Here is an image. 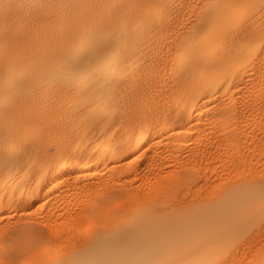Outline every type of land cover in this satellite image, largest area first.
I'll return each mask as SVG.
<instances>
[{
	"label": "bare ground",
	"instance_id": "obj_1",
	"mask_svg": "<svg viewBox=\"0 0 264 264\" xmlns=\"http://www.w3.org/2000/svg\"><path fill=\"white\" fill-rule=\"evenodd\" d=\"M263 91L264 0H0V212L50 196L53 211L74 196L95 207L66 170L105 166L160 125L213 143ZM263 199L264 182L233 183L123 232L94 226L55 264H194Z\"/></svg>",
	"mask_w": 264,
	"mask_h": 264
},
{
	"label": "rangeland",
	"instance_id": "obj_2",
	"mask_svg": "<svg viewBox=\"0 0 264 264\" xmlns=\"http://www.w3.org/2000/svg\"><path fill=\"white\" fill-rule=\"evenodd\" d=\"M242 94V89L234 93ZM217 109L216 103L207 106L210 112ZM247 111L241 123L229 119L217 125L222 132L213 143L200 138V130L190 123L159 131L162 126L152 122L147 128L160 125L154 133L143 136L145 141L141 137L135 149L118 145L105 166L66 170L77 184L88 185L86 193L97 201L95 207L84 205L83 196L67 199L56 211L52 196L36 200L25 211L7 213L10 209L4 207L0 264H55L66 248L73 249L77 236H85L94 226L104 225L112 235L116 228L123 232L129 218L139 212L154 216L163 209L180 211L212 200L233 183L264 182V101ZM245 131L247 135L242 134ZM80 212L89 224L75 218ZM163 214L152 221H169L170 215ZM194 264H264V199L231 241L199 256Z\"/></svg>",
	"mask_w": 264,
	"mask_h": 264
}]
</instances>
